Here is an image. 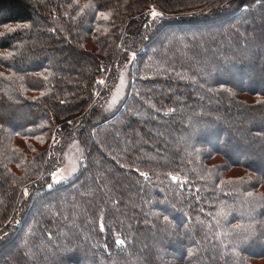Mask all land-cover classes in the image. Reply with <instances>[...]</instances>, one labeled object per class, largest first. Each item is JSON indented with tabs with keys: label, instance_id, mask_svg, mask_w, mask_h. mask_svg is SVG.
<instances>
[{
	"label": "trees",
	"instance_id": "1",
	"mask_svg": "<svg viewBox=\"0 0 264 264\" xmlns=\"http://www.w3.org/2000/svg\"><path fill=\"white\" fill-rule=\"evenodd\" d=\"M0 264H264V0H0Z\"/></svg>",
	"mask_w": 264,
	"mask_h": 264
},
{
	"label": "rangeland",
	"instance_id": "2",
	"mask_svg": "<svg viewBox=\"0 0 264 264\" xmlns=\"http://www.w3.org/2000/svg\"><path fill=\"white\" fill-rule=\"evenodd\" d=\"M228 38H226L227 40ZM242 39H244V37L242 36ZM252 46V44H251ZM255 49V48H253ZM45 50V48L43 49ZM121 74L119 76V79L116 83V85L113 88V94L111 97V102L112 103H116L117 101H119V99L121 98V96L124 94L125 91V87H126V75L125 73L122 71H120ZM251 99L252 97H246ZM222 102V100H221ZM225 126H228L226 124H224ZM63 161L62 164L60 166V168H58L53 174H52V179L54 183L57 182H62V181H66L68 180L70 177H72L79 169V164L82 158V151L80 148V145L76 139V137H72V139L66 144V146L64 147L63 150ZM221 162L223 161V159L219 156H215L212 160V162ZM234 174H239L242 172V170H233Z\"/></svg>",
	"mask_w": 264,
	"mask_h": 264
},
{
	"label": "snow or ice",
	"instance_id": "3",
	"mask_svg": "<svg viewBox=\"0 0 264 264\" xmlns=\"http://www.w3.org/2000/svg\"><path fill=\"white\" fill-rule=\"evenodd\" d=\"M152 15H153V16H156L157 13H156V12H152ZM119 243H120V244H123L124 242H123V241H119Z\"/></svg>",
	"mask_w": 264,
	"mask_h": 264
}]
</instances>
